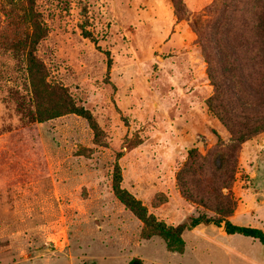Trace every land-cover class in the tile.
I'll list each match as a JSON object with an SVG mask.
<instances>
[{"label": "rangeland", "instance_id": "374dc122", "mask_svg": "<svg viewBox=\"0 0 264 264\" xmlns=\"http://www.w3.org/2000/svg\"><path fill=\"white\" fill-rule=\"evenodd\" d=\"M177 1L34 0L45 35L30 47L38 34L30 5L0 0V264H264L259 241L214 224L185 228L183 251L171 252L160 236L144 237L112 192L118 164L122 186L176 226L221 216L220 197L203 205L179 189L205 179L226 194L217 153L234 169V211L251 201L242 196L254 187L251 174H264V147L253 139L235 150L207 106L213 86L202 46L221 11L248 17L253 0ZM61 97L91 111L100 142L81 116L54 115ZM192 148L202 175L182 171Z\"/></svg>", "mask_w": 264, "mask_h": 264}, {"label": "trees", "instance_id": "16d2710c", "mask_svg": "<svg viewBox=\"0 0 264 264\" xmlns=\"http://www.w3.org/2000/svg\"><path fill=\"white\" fill-rule=\"evenodd\" d=\"M30 5V20L38 34L30 42L33 47L45 35V30L35 16L34 0H26ZM175 6L177 0H172ZM253 12L246 17L244 12L237 13L235 9L228 16H222V11L208 24V33L202 40L203 52L208 63L207 71L213 86V94L206 100L209 110L218 118L230 134V140L235 150L240 149L248 139L264 131V0H253ZM177 11V8H176ZM251 25L247 32V23ZM84 36L94 41L90 32L84 31ZM33 63L35 59L29 51ZM66 96V95H63ZM60 99V97H59ZM74 113L84 118L93 132L96 143L102 138V130L91 111L83 106L75 105L68 97H61V103L55 105V116ZM199 157L195 148L188 152V161L182 171L192 175H202L203 170L196 163ZM219 164L215 166L218 182L221 188L228 192L222 194L207 180L201 187L198 183L194 189H186L179 183L182 195L193 203L205 204L220 197L215 204V212L219 217L197 215L189 218L187 223L179 225L167 224L150 213L146 206L121 184L122 175L118 164L114 165L111 188L116 199L134 214L144 226V237L160 236L167 249L180 253L184 249L181 236L185 228L199 224H214L220 226L224 222L227 234H241L259 241L264 245V230L253 226L232 223L228 217L233 213L236 201L231 186L234 180V169H228V156L217 153ZM232 161V160H231ZM220 188V189H221ZM128 264H142L138 258H133Z\"/></svg>", "mask_w": 264, "mask_h": 264}, {"label": "crops", "instance_id": "0c3cea01", "mask_svg": "<svg viewBox=\"0 0 264 264\" xmlns=\"http://www.w3.org/2000/svg\"><path fill=\"white\" fill-rule=\"evenodd\" d=\"M258 135L259 136H257V138L253 137L252 139L247 140L244 144V147L245 145H247V143L249 144V147H250L251 146L250 142L253 141V139H254V143L256 144V146L259 144L260 146L262 145V147H264V132ZM257 139H259V143L257 142ZM250 177L253 180L254 187H249V188L244 189L242 196H243V199L246 196H249L251 201H248L245 199L246 201L240 202L237 205V208L234 211V214L230 216L229 219L232 223L234 224L239 223L240 225L243 224L241 223L240 220L247 219L246 221L247 223H245L246 225L244 226L259 227L264 230V223H263L264 219L261 220L259 217H257V213H256V211L261 208L260 206L264 205V174H260L256 172L254 175L251 174ZM252 195L260 196V199L259 200L255 199V201H253L254 198L252 197ZM199 225H202V224H199ZM197 226L192 227V228H196ZM204 226L206 227L209 225H204ZM227 235L234 236V234H227ZM221 255L224 256V254H221ZM223 259L226 260L227 262L229 261L227 257L226 259L225 258ZM228 264L230 263L228 262Z\"/></svg>", "mask_w": 264, "mask_h": 264}, {"label": "water", "instance_id": "95a60500", "mask_svg": "<svg viewBox=\"0 0 264 264\" xmlns=\"http://www.w3.org/2000/svg\"><path fill=\"white\" fill-rule=\"evenodd\" d=\"M220 227L221 228H224V222L221 223Z\"/></svg>", "mask_w": 264, "mask_h": 264}]
</instances>
